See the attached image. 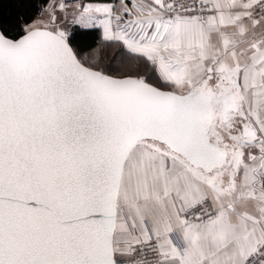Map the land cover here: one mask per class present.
I'll use <instances>...</instances> for the list:
<instances>
[{
  "label": "snow or ice",
  "instance_id": "obj_1",
  "mask_svg": "<svg viewBox=\"0 0 264 264\" xmlns=\"http://www.w3.org/2000/svg\"><path fill=\"white\" fill-rule=\"evenodd\" d=\"M0 7V264H264V0Z\"/></svg>",
  "mask_w": 264,
  "mask_h": 264
},
{
  "label": "trees",
  "instance_id": "obj_2",
  "mask_svg": "<svg viewBox=\"0 0 264 264\" xmlns=\"http://www.w3.org/2000/svg\"><path fill=\"white\" fill-rule=\"evenodd\" d=\"M34 2L39 6L42 0H34ZM0 7H2L5 12L15 11L13 0H0Z\"/></svg>",
  "mask_w": 264,
  "mask_h": 264
}]
</instances>
